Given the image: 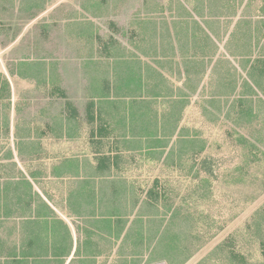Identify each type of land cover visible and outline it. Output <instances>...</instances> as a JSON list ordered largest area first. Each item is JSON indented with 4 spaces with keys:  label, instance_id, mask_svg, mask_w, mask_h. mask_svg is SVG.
I'll use <instances>...</instances> for the list:
<instances>
[{
    "label": "trees",
    "instance_id": "1",
    "mask_svg": "<svg viewBox=\"0 0 264 264\" xmlns=\"http://www.w3.org/2000/svg\"><path fill=\"white\" fill-rule=\"evenodd\" d=\"M105 1L93 16L102 14ZM192 4L188 8L181 0H145L129 25L127 49L110 37L103 40L100 61L84 57L90 100L85 117L55 115L48 128L58 142H78L83 140L82 126L89 125L90 155L60 156L47 167L39 144L31 140H38L39 133L19 139L17 156L25 157L20 161L28 163L25 172L16 171L14 163V174L0 183L4 264H65L73 252L68 225L34 188L47 177L69 180L64 202L81 237L73 252L79 264H96L102 253L98 243L115 249L117 264H142L144 258V264H186L203 249L193 213L186 209L183 214L161 177L141 188L123 176L125 164L127 174L130 166L140 171L141 163L173 172L184 169L198 182V199L211 194L221 159L211 154L199 131L183 125L184 112L192 105L200 106L210 124L231 129L227 135L248 156L243 170L259 161L254 151L264 143V0ZM210 82L209 94L203 96ZM9 93V83L0 75V101L9 99ZM1 122L9 128L8 114L0 115ZM4 160H12L10 150ZM256 233L264 259L260 223ZM11 234L14 241L7 247ZM211 257L196 264H264L250 262L233 243L217 247Z\"/></svg>",
    "mask_w": 264,
    "mask_h": 264
},
{
    "label": "rangeland",
    "instance_id": "2",
    "mask_svg": "<svg viewBox=\"0 0 264 264\" xmlns=\"http://www.w3.org/2000/svg\"><path fill=\"white\" fill-rule=\"evenodd\" d=\"M144 1H105L106 8H103L102 14L99 11L97 17L92 20L94 38L102 39V42L94 40L93 44L94 56L99 61L101 55H105L103 53L104 41L107 42L110 37L121 41L127 49V43H129L127 34L131 30L128 29L129 25L134 13L141 12ZM181 1L188 8L193 5L192 0ZM47 2L48 7L54 6L32 21L21 33L15 47L9 49L3 48L4 45H2L13 32L9 26L12 22L8 21H17L19 26H25L29 21L27 17L23 19L20 14L11 16L10 8L7 9V5L0 2V26L2 25L0 71L4 67L9 76L13 71H16L19 76H22L20 71L24 74L37 75L35 78L25 77L29 79L28 82L19 80V78L22 79L21 77H11L13 78L14 105H17L18 110L17 112L13 110L10 115L8 129L3 127V122L0 124V157L4 156L3 152L13 147L14 158L19 161L20 169L24 172V165L28 163L20 162L25 157L17 156V143L27 134H30L31 139V131L33 135L37 132L39 133L37 135H40L38 140L33 138L31 140L39 144L40 150L43 151L41 156L44 157L47 167L57 163L56 158L60 156H74L83 153L90 155L89 152L92 149L86 140L90 133L86 124L81 129L86 135L85 140L78 142H58L52 138L48 127L50 118L55 115L67 116L73 113L82 120L85 117V108L88 107L90 101L85 92V75L78 71L81 66L79 57L85 56L88 49L85 39L78 36V39L73 38L72 34L67 37L70 30L62 25V27L59 26L58 22L63 23L66 17L67 20H64L66 24L76 19H79V23L91 21L89 13L91 11L94 13L95 10L101 8V0H48ZM156 2L167 4L168 0H156ZM8 14L10 16H7ZM54 24L58 26L51 29ZM219 47L221 52H224L223 43L219 44ZM20 61L28 64L29 67L21 65ZM46 74H49L51 78L48 76L47 80ZM39 80H44V82H39ZM210 87H212V82L209 88L207 87L202 93L203 96L209 94ZM195 101L199 102L200 97ZM183 125L199 131L210 143L211 154L221 159L222 168L218 173V179L211 181V187H213L211 194L198 199L199 195H202L200 191L194 194L198 182L193 180L184 169L173 172L159 165L149 166L141 163L140 171L130 166L129 173L126 172L125 177L141 188L148 186L155 177H161L160 180L172 189L170 196L174 197L177 205L182 207L183 214H186V209L193 213L195 218L193 225L198 234L203 235L200 241L203 249L193 257L189 264L197 263L202 258L210 261L211 253L225 243H233L236 251L244 253L250 262H261L264 260L263 251L259 246L260 236L256 233V227L258 223L264 227V143L259 144V149L254 151L259 161L253 163L249 171L243 170L248 164L246 160L248 156L243 148L234 146L232 139L227 135L231 129L226 128L225 124H210L202 117L200 106L192 105L184 112ZM26 150L29 149L26 148ZM236 170H238L237 174ZM1 171L5 177L9 175L11 169L6 168L7 172H5L0 168V175ZM34 188L38 193L42 191L48 193L52 197V205L60 210L61 198L67 192L69 183L65 179L56 180L47 177L41 179L39 185ZM98 245L102 253L96 264H117L118 256L112 250L102 246L104 244L98 243ZM71 259L68 264L70 262V264H79L76 258ZM144 261L145 258L142 262L140 260L142 264Z\"/></svg>",
    "mask_w": 264,
    "mask_h": 264
},
{
    "label": "crops",
    "instance_id": "3",
    "mask_svg": "<svg viewBox=\"0 0 264 264\" xmlns=\"http://www.w3.org/2000/svg\"><path fill=\"white\" fill-rule=\"evenodd\" d=\"M47 1H45V0H22V1L18 0V3H17V0H0V2H3V4L7 5V7H6L7 9L10 8L9 10L11 11V16L14 17L15 14H20L23 17V19L25 17H27L28 21H29L25 26H19V23H17V21H14V22L8 21L9 23L12 22L11 24H9V26L11 27L13 32L10 35L11 37L8 38V40L5 43L2 44V45H4L3 48L5 47V49H7V48L9 49V48H12L13 46L15 47V44L18 42V40L21 36V33L31 24V22L36 20V18H38L40 15H43L44 13L49 11L54 6V5L53 6L50 5L51 7L49 6L50 7L49 8ZM9 4H11V5L9 6ZM4 7H5V5H4ZM90 7L93 8V6H90ZM89 14H91V16H90L91 21H87L86 23H79V21H78L79 19H76L75 21H72L71 23L66 24L65 21L67 20V17L64 19L65 21L63 20L64 25L60 21L59 22L55 21V22H58L59 26L62 25L64 28H66V29L68 28L70 30L69 31L70 33L68 32L67 37L72 34V35H74L73 38L78 39V37H81V38L85 39L86 45L88 47L85 56L91 55V56L95 57L94 56L95 51L93 50V44H94V40H98V38L97 37L94 38V26H93L94 23L92 20L94 18H96V16H93L92 11ZM7 16H10V14H8ZM56 26H58V25L57 24L52 25L51 29H52V27H56ZM1 31H2V25L0 26V32ZM0 36H1V34H0ZM89 41H90V44L88 43ZM0 44H1V42H0ZM85 56L79 57V60H80L79 63L81 64V66H80V70H78L81 72V74H84V75H85V73L83 70V64H84V57ZM19 63L21 65L26 66V68L28 66V64L21 63V61ZM43 71H44V69H43ZM20 72L22 73V76L21 75L19 76L16 71L11 72V74L9 76V75H7L6 68L2 67V70L0 71V75L3 76L8 81L9 86H10L9 99L7 98V99H3L0 101V115L1 114H5V115L8 114V116L10 117V115L13 113V110L16 112L18 110L16 107L17 105L16 106L14 105L15 103H14L13 94H12L13 93V91H12L13 90V84H12L13 78H11V77H16V78L21 77L22 79L19 78V80H22V82L23 81L28 82L27 80H29V79H27L25 77L32 76L35 78V76H37L35 74H24L22 71H20ZM46 76H47V80H48L49 74H46ZM49 77L51 78V76H49ZM42 79H45V78H42ZM39 82H44V80H39ZM86 83H87V80H86V75H85V85H86ZM8 104H9V106H8ZM70 115H73V113H70ZM70 115H67V116H70ZM87 126L89 127V125H87ZM91 130L93 131V125H91ZM94 131H95V129H94ZM84 136H86V135H84L83 131L81 130V137H83V140H85ZM34 142L35 141H33V143ZM12 148H10L11 156H12L11 161L4 160V156L2 158L0 157V168H1V170L4 169V171H5L6 168H10V166L13 165L14 163L17 166L16 171L20 170L21 165H20L19 161L14 158L15 151H14V148L13 149ZM91 148L93 149V145L91 146ZM3 155H4V152H3ZM123 168H124L123 176L125 177V173L127 172L126 171L127 170V164H125V166ZM10 169H11V171H10L11 174H14V168L12 167ZM5 172H7V171H5ZM4 179H5V177L2 175V171H1L0 183H2ZM63 179H66V178H63ZM125 179L127 181L128 177L127 178L125 177ZM66 181L69 183L68 179H66ZM128 181L132 183V181H130L129 179H128ZM34 187H36V186H34ZM70 187L71 186L69 183V188H68L67 192L61 198L62 207L60 206L61 207L60 210H57V208H55L52 205V200L48 201L43 197L41 192H39V193L37 192V193L40 195V197L43 198L44 201H46L48 203V205L55 212V214H57L68 225L70 232H71V236H72L73 241H74V247H73V252H74V249L76 247V240L81 238V237L79 236V234L76 230V224H77L76 218L70 213V211L68 210V208L64 202V198L67 195ZM49 197H51V196H49ZM51 199H52V197H51ZM2 214H3L2 209L0 208V216H2ZM0 222H1V224H0V264H4L5 259H6L5 255H4V249L6 247V244L4 243V240H5L4 235L5 234L3 232L4 229H3L2 219L0 220ZM13 236H14V234H11L10 242L7 244V247H12L11 244H12V241H14ZM102 246H104V245H102ZM104 247L108 249V247H106V246H104ZM108 250H110V249H108ZM112 251L115 253V249H113ZM73 252L71 253L70 257L66 260L65 264H68L70 259L73 258ZM76 259L78 260V258H76ZM192 259L190 261H192ZM190 261H188L186 264H189ZM96 263H97V260H96ZM152 264H179V263L174 262V261L173 262L172 261L171 262L170 261L169 262L168 261H161V262L157 261V262H153ZM194 264H196V263H194Z\"/></svg>",
    "mask_w": 264,
    "mask_h": 264
}]
</instances>
